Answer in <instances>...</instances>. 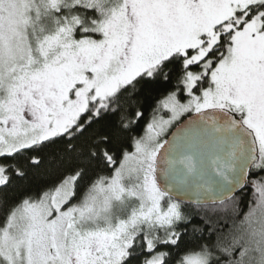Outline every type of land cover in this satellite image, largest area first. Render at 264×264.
I'll use <instances>...</instances> for the list:
<instances>
[{
  "label": "snow or ice",
  "instance_id": "1",
  "mask_svg": "<svg viewBox=\"0 0 264 264\" xmlns=\"http://www.w3.org/2000/svg\"><path fill=\"white\" fill-rule=\"evenodd\" d=\"M0 264H264V0H0Z\"/></svg>",
  "mask_w": 264,
  "mask_h": 264
}]
</instances>
